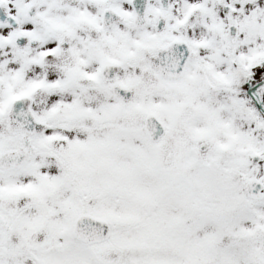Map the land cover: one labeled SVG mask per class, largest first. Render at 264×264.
Segmentation results:
<instances>
[{
	"label": "snow or ice",
	"instance_id": "obj_1",
	"mask_svg": "<svg viewBox=\"0 0 264 264\" xmlns=\"http://www.w3.org/2000/svg\"><path fill=\"white\" fill-rule=\"evenodd\" d=\"M0 264H264V0H0Z\"/></svg>",
	"mask_w": 264,
	"mask_h": 264
}]
</instances>
